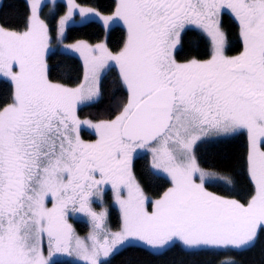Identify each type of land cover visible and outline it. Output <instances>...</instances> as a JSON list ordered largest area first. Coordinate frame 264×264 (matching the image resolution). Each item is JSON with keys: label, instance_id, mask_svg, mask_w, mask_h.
<instances>
[{"label": "snow or ice", "instance_id": "obj_1", "mask_svg": "<svg viewBox=\"0 0 264 264\" xmlns=\"http://www.w3.org/2000/svg\"><path fill=\"white\" fill-rule=\"evenodd\" d=\"M25 4L22 26L0 22V79L11 89L0 105V264H53L57 254L108 264L101 258L127 245L244 249L264 236V0H114L108 13L66 0L58 19L44 0ZM70 24L98 25L105 39L65 44ZM115 31L123 38L114 50ZM188 32L203 54H184ZM54 40L82 63L75 85L52 78ZM108 73L126 99L110 118H81ZM240 139L250 191H210L235 181L203 167L198 153ZM146 157L138 178L134 161ZM153 181L168 187L153 197ZM75 216L87 218L84 237Z\"/></svg>", "mask_w": 264, "mask_h": 264}, {"label": "trees", "instance_id": "obj_2", "mask_svg": "<svg viewBox=\"0 0 264 264\" xmlns=\"http://www.w3.org/2000/svg\"><path fill=\"white\" fill-rule=\"evenodd\" d=\"M82 5L97 7L101 11L108 13L114 7V0H76ZM63 2L57 3L55 14L57 19L66 11ZM27 11L25 0H2L0 4V22L8 21L9 26H22L24 15ZM225 27L228 29L230 40L235 45L237 40V29L227 16L224 18ZM66 42H73L78 39H85L91 43L100 41L105 33L98 25L84 27L82 25H72L67 28ZM122 32H110L107 35V41L111 48L118 49L122 43ZM238 51L235 47L233 52ZM183 52L185 55L203 54L204 47L199 43V37L194 32H188L184 37ZM50 66H54L55 80H61L64 83L75 85L82 76V63L75 58H69L60 54L61 52H52ZM115 78L114 73H108L103 82V96L98 102L91 106L83 107L80 111L81 118L104 119L110 118L114 114L117 103H122L126 99V93L116 87L112 81ZM10 86L7 81L0 80V105L10 102ZM85 139H94L87 133H82ZM244 153V140L235 142L207 146L198 153L200 163L205 168L228 171L232 174L235 185L231 190L226 191L222 187H212L211 190L221 195H247L250 191L247 176L241 167V159ZM149 158L134 161V172L138 178H142L145 171V165ZM167 183L153 181L152 187L147 189L148 193L155 197L162 192ZM110 225L113 229L119 228V215L115 209H110ZM84 225V224H83ZM83 225H77L81 227ZM84 227V226H83ZM264 264V236L259 237L252 245L244 249H194L189 250L183 247H174L165 249L160 253H154L150 250L137 245H127L114 253L108 260V264ZM53 264H74L65 260L53 261Z\"/></svg>", "mask_w": 264, "mask_h": 264}, {"label": "rangeland", "instance_id": "obj_3", "mask_svg": "<svg viewBox=\"0 0 264 264\" xmlns=\"http://www.w3.org/2000/svg\"><path fill=\"white\" fill-rule=\"evenodd\" d=\"M2 0H0V4H1ZM58 2H63L65 5H66V0H55V4H53V0H44V3L48 5V7L44 8V12L46 14H51V13H55L56 12V9H57V3ZM86 6V5H84ZM51 10V12H50ZM64 14V13H63ZM62 14V15H63ZM75 20H79V16H75L74 17ZM73 24H70L69 26H72ZM75 25H79V24H75ZM68 26V27H69ZM67 31V29H66ZM105 39V35L104 37L101 39V40H104ZM100 40V41H101ZM74 42V41H73ZM73 42H66L64 40V43L67 44V43H73ZM99 42V41H97ZM96 43V42H94ZM62 51V46L60 44H58L57 41H53V48H52V52H61ZM2 80V79H0ZM150 159V157H148ZM210 191H213L211 189H209ZM218 194V193H217ZM221 195V194H220ZM105 204L108 206L109 208V213H110V209L113 208L115 210L118 211V215H119V208L118 206H116L110 199V191L108 193H106V196H105ZM70 223H72L74 229L76 230V233L81 236V237H84L87 235V233L89 232L90 230V225L88 224L87 222V218L86 217H83V216H75V217H72L70 218L69 220ZM84 224V225H83ZM77 225H83L81 227H78ZM109 227L112 229V230H118V229H113L110 225V218H109ZM133 245H137V244H133ZM137 246H142V245H137ZM250 246V245H249ZM144 247V246H142ZM148 250H150L151 252H154V253H160L162 252L163 250H160V251H156V250H153V249H150V248H147V247H144ZM186 249V248H185ZM189 250H194V249H189ZM116 253V252H115ZM46 254V253H45ZM114 254V253H113ZM112 254V255H113ZM112 255H110L108 258H101L102 261L104 260H108ZM57 260H65V261H69V262H72L74 263L76 261V258L75 257H69L67 256L66 254H57L56 256L53 257V261H57Z\"/></svg>", "mask_w": 264, "mask_h": 264}, {"label": "flooded vegetation", "instance_id": "obj_4", "mask_svg": "<svg viewBox=\"0 0 264 264\" xmlns=\"http://www.w3.org/2000/svg\"><path fill=\"white\" fill-rule=\"evenodd\" d=\"M111 209H113V208H111Z\"/></svg>", "mask_w": 264, "mask_h": 264}]
</instances>
